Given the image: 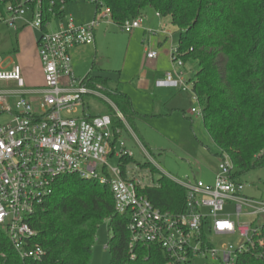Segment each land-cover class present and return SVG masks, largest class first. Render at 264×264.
<instances>
[{"label": "built area", "instance_id": "1", "mask_svg": "<svg viewBox=\"0 0 264 264\" xmlns=\"http://www.w3.org/2000/svg\"><path fill=\"white\" fill-rule=\"evenodd\" d=\"M3 3L0 0V23L18 30V22L23 21L39 30L37 43L45 80L43 86L28 89L20 65L13 64L8 69L0 66V83L13 84L11 88H0V112L11 115L7 123L0 124V259L6 257L3 245H9L24 261L43 258L45 251L36 240L38 231L32 225L33 217L53 194L57 179L76 174L108 184L116 211L129 218L126 259L116 264H144L149 258L160 261L162 255L160 264H201L204 259L212 264L218 259L222 264H237L264 224L258 223L264 217V199L246 194V185L234 176L235 165L227 153L219 156L212 183L202 179L185 182L165 174L187 190L185 210L181 213L162 211L140 192L144 185L139 179L124 177L120 165L110 166L109 156L120 158L133 153L124 144L117 150L120 128L114 129L109 114L86 112L85 96L110 99L75 75L71 55L73 48L95 43L96 28L103 18L111 19L109 8L91 22L78 24L72 15L57 17L52 7L45 9L42 0H9L2 7ZM29 11L31 17L27 18ZM50 12L51 20L46 15ZM156 15L161 17L159 12ZM54 20L58 21L55 29L51 28ZM142 26L139 17L120 27L131 33ZM146 31L157 33L150 28ZM159 31L170 38L173 69L159 77L156 84L189 91L199 102L193 82L187 84L179 70L185 64L178 45L172 42V34L164 27ZM145 51L148 60L159 57L155 49L146 47ZM13 99L15 106L11 104ZM79 111L80 115H67ZM190 112L203 113L201 106ZM213 234H237L239 242L216 246ZM151 245L156 247L155 254Z\"/></svg>", "mask_w": 264, "mask_h": 264}, {"label": "trees", "instance_id": "2", "mask_svg": "<svg viewBox=\"0 0 264 264\" xmlns=\"http://www.w3.org/2000/svg\"><path fill=\"white\" fill-rule=\"evenodd\" d=\"M9 0H4L3 5ZM18 2L20 0H12ZM57 17L65 14L63 5L72 0H42ZM54 1L51 6L50 2ZM108 6L111 19L121 26L142 17L148 8L161 16H171L179 32V50L184 64L195 61L198 68L190 80L202 107L205 127L219 150L227 153L236 178L264 166V0H95ZM53 13H46L47 19ZM85 84L98 88L115 103L124 120L134 126L138 112L128 93L109 88L104 75L90 71ZM93 115V114H90ZM100 115V114H98ZM114 129L124 128L113 108L109 114ZM123 176L133 156L120 157ZM145 167L147 164H140ZM153 171L154 167L151 168ZM162 211L185 210L187 190L162 174L156 184L140 187ZM128 216L116 211L108 184L81 178L76 174L60 176L53 194L33 217L37 242L44 248L38 261L20 259L9 245L0 264H90L97 230L109 220L114 235L110 238L112 264L126 259ZM156 247L151 245L153 254ZM159 250V247H157ZM161 250V249H160ZM145 253V251H144ZM161 253V251H160ZM152 258L144 264H160ZM237 264H264V224L253 235L248 250Z\"/></svg>", "mask_w": 264, "mask_h": 264}, {"label": "rangeland", "instance_id": "3", "mask_svg": "<svg viewBox=\"0 0 264 264\" xmlns=\"http://www.w3.org/2000/svg\"><path fill=\"white\" fill-rule=\"evenodd\" d=\"M64 11L66 15H72L75 21L82 11L91 15L92 21L100 14L108 12V6L102 3L98 7L92 0H72L65 4ZM156 13L155 9L148 8L141 19L142 28H150L157 33L146 31L144 38L130 45L127 39L130 33L122 30L119 25L111 21L110 17L103 18L100 27L97 28L98 48L94 46L95 43L80 45L83 49L77 56L78 78H85L90 71L100 73L107 77L109 88L129 92L138 116L134 126L124 120L125 127L120 129L116 145L117 150L124 144L127 150L132 151L134 161L126 165V174L129 178L139 179L143 185L158 183L162 174H169L185 182L193 181L203 178L206 174H212L220 164V157L216 154L219 148L209 135L203 116L189 112L193 107H199L200 103L192 98V93L189 91L156 84V70L167 73L173 69L170 38L165 39V34L159 31L161 27L165 25L167 31L172 34V42L176 46L179 44L178 28L172 22L171 16L162 15L161 18H157ZM30 17L29 11L27 18ZM159 19L161 22L158 21ZM56 22L58 21H53L51 28H55ZM107 26L116 36L105 37L102 34V30ZM32 29L35 34L39 33L38 29L34 27ZM141 30L144 32L143 29ZM4 37L5 42L0 46V55L16 54L15 31L6 24L0 23V39ZM13 47L15 50L12 49ZM146 47L159 51L160 56L152 65L149 62L143 65ZM143 67L151 75V86L147 89H137L135 82ZM197 68L198 64L195 61H189L184 67L179 68L187 84H190V78ZM104 95L110 99L105 93ZM110 100L87 95L84 99L85 110L89 114L98 115L110 114L113 108L117 114V109ZM11 104L15 106V100H11ZM80 114L79 111L67 115ZM10 119L9 113L0 112V124L7 123ZM119 159L116 156H109L110 166H119ZM138 163L147 165L142 167ZM152 167L155 168L154 171ZM241 180L246 185L247 195L264 199V166L244 174ZM207 181L212 183L214 179ZM228 209L232 207L229 206ZM247 219L251 220L252 217ZM263 222L264 217H261L258 223ZM113 235L114 230L110 221L102 222L97 230L90 264H112L113 254L108 245ZM213 238L216 246L223 242L234 245L239 242L237 234H213ZM215 262L222 264L219 259ZM200 263L212 264L208 259Z\"/></svg>", "mask_w": 264, "mask_h": 264}, {"label": "crops", "instance_id": "4", "mask_svg": "<svg viewBox=\"0 0 264 264\" xmlns=\"http://www.w3.org/2000/svg\"><path fill=\"white\" fill-rule=\"evenodd\" d=\"M157 18H161V17L157 16ZM90 21H91V15H88V14L81 11L75 22L78 24H85V23H88ZM158 21L161 22L160 19ZM18 25H19L18 30L9 27V28L13 29L16 33L17 52L14 55L13 54H8L5 56L0 55V66L8 69V68H11V66L13 64H19L21 66V69H22V74H23V77L25 80L26 88L32 89V88L41 87L44 85L45 79H44L43 65H42V61H41L39 51H38L37 39H38L39 33L35 34L33 32L32 27L25 24L23 21L18 22ZM54 27L56 28L57 26L54 25ZM98 27H100V25ZM162 27L166 28L165 25ZM97 28L95 30V44H94V46L96 48H98V46H99V37H98ZM141 29H143L144 32H142ZM145 32H146V28H142V27L136 28L135 30H133L127 38L129 45L135 41H139L140 38H144ZM102 34L105 37L115 35L114 32H112V29H110L108 26L105 27L104 30H102ZM115 36H113V37H115ZM5 37L0 39V46H2L3 43L5 42ZM165 39H166V37H165ZM12 49H14V47ZM82 49H81V46H77V47L73 48L71 51L73 66H74V72H75V75L77 77H78L77 72L79 70V66L77 63V56L81 53ZM152 49H154V48H152ZM144 52L145 53H144V57H143V65H145L146 62H149L150 65L154 64V60H148L146 58L145 49H144ZM159 56H160V54H159ZM94 74H98V73H94ZM165 74L166 73H164L162 71L156 70V80L159 77H163ZM150 76H151L150 73L148 71H146L145 68L143 67L141 69V71H139L138 76H137V81L135 82L137 89L149 88L151 86V77ZM11 87H13L12 83H0V88H11ZM215 172H216V170H214L212 174H206L203 178H199V179H202V180L208 182L207 181L208 179H211V178L214 179ZM245 191H246V189H245Z\"/></svg>", "mask_w": 264, "mask_h": 264}]
</instances>
